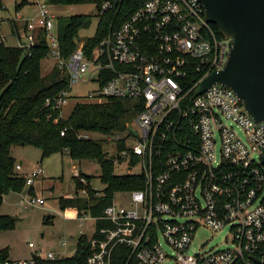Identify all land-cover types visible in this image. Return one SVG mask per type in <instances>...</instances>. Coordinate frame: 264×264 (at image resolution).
<instances>
[{"label": "built area", "instance_id": "1", "mask_svg": "<svg viewBox=\"0 0 264 264\" xmlns=\"http://www.w3.org/2000/svg\"><path fill=\"white\" fill-rule=\"evenodd\" d=\"M22 1L37 12L22 20L19 47H34L36 31L43 30L48 58L70 76L68 92L54 101L60 115L72 86L85 81L96 86L88 100L129 99L139 110L127 126L126 146H114L107 156L114 166L137 167L131 175L144 176L143 188L117 193L120 205L115 194L101 217H76L82 226L88 219L106 223L88 236L85 264H264V122L252 119L227 87L215 84L197 94L200 82L222 69L229 49V39L217 37L205 20L200 1L141 0L89 54L81 42L68 60L60 58L59 16L49 0ZM111 7L103 2L98 14ZM41 172L23 175L25 186ZM43 202L30 194L19 199L24 208ZM203 229H225L228 245L193 248ZM60 246L71 249L64 240ZM66 258L63 250L40 251L2 264H67Z\"/></svg>", "mask_w": 264, "mask_h": 264}, {"label": "trees", "instance_id": "2", "mask_svg": "<svg viewBox=\"0 0 264 264\" xmlns=\"http://www.w3.org/2000/svg\"><path fill=\"white\" fill-rule=\"evenodd\" d=\"M105 1L111 2V9L98 14ZM26 3L28 2L22 1L17 7ZM48 4L51 7L91 4L97 9L96 32L83 41L79 40L78 34L83 28L89 27L90 15L57 17L55 26L60 58L68 60L81 42H84L83 51L89 54L99 45L100 40L130 18L141 0H128L124 3H119V0H49ZM210 27L217 37H222L215 24H210ZM25 29L26 27L24 31ZM34 43V47L27 49L11 47L0 40V206L6 194L20 193L25 186V178L16 174V159L11 155L12 148L31 146L40 150L42 159L66 152L74 161L97 162L100 172L98 178L104 184V190L99 192L92 189V176L79 173L77 178L84 179L86 184H81L74 176L75 194L70 198L60 197L58 206L73 216L84 213L101 217L115 194L142 189L144 176L115 175L114 158L108 157L104 152L103 140H94L89 136H114L123 133L124 137L113 143L117 151L124 148V138L128 135L127 126L139 111L136 101L123 98L85 99L76 102L69 116L62 118L59 109L54 108V101L61 92H68L70 76L55 64L49 72L43 74L41 65L48 59L49 53L43 30L36 31ZM79 134L88 135V138H79ZM81 188L86 191L85 196H78ZM28 190L33 196V190ZM14 222L13 217L0 216V232L13 228ZM105 225V221H97L95 227L98 230ZM89 255V238L80 235L73 256L63 262L85 264ZM8 257V250L0 249V264Z\"/></svg>", "mask_w": 264, "mask_h": 264}, {"label": "rangeland", "instance_id": "3", "mask_svg": "<svg viewBox=\"0 0 264 264\" xmlns=\"http://www.w3.org/2000/svg\"><path fill=\"white\" fill-rule=\"evenodd\" d=\"M1 1L4 5L0 9V22L2 21L0 31L1 33L8 34L10 27L6 18L15 17V4L17 2L21 3L22 0ZM51 10L56 16L90 15L91 22L89 27L83 28L79 32V40L83 41L87 37L95 34L98 20L97 9L94 5L83 4L52 7ZM19 11L23 16L34 12L33 9L31 10V8L24 6ZM5 42L11 47L16 45L15 41L9 37ZM54 64V59L48 58L44 60L41 65L42 73L49 72ZM95 89V83L89 81H85L84 83L79 82L72 86L67 100L61 106L62 118H67L74 104L87 99V95ZM131 124H133V120ZM123 135V133H119L114 136L101 137L97 134H90L89 137L94 140H103L104 152L109 156H113L116 152L113 142H115V138H121ZM11 155L16 159V174L20 172L29 175L38 166L41 168L42 176L34 183L33 189L37 195L36 197L42 198L44 202L35 208L21 207L19 205V199L20 196L29 194L27 186H23L20 193L11 192L3 197L0 206V216L8 215L13 217L15 224L13 228L0 232V249H7L19 261L28 259L30 250L41 251L42 253L55 252L58 246H60V241L64 240L68 247H71V249H62L64 255L68 257L72 256L78 237L85 235L88 238L94 230L95 221L88 219L84 221L83 226L80 225L76 217L88 218L90 215L82 213L81 216H73L68 211L60 209L58 199L60 197H71L75 194L76 189L73 178L75 176L79 180L80 177L77 178L79 173L85 176H92L90 180L91 188L99 192L103 191L104 184L98 178L100 172L97 162L92 160L74 161L71 157H68L66 152L55 153L42 159L40 157V150L31 146L14 147L12 148ZM21 161H23V164L21 167H18ZM113 172L117 176L133 174L137 172V167L133 169L126 163H119V165L114 166ZM18 175L21 176L22 174ZM80 191L82 194V188L79 190L78 196H81ZM114 199L116 204H122L120 202L122 200L121 194H116ZM227 236L228 234H226L225 229L216 233L203 229L197 233L193 248H198L203 243L208 247L217 249L225 248L228 245ZM29 244H32L33 247H29Z\"/></svg>", "mask_w": 264, "mask_h": 264}, {"label": "water", "instance_id": "4", "mask_svg": "<svg viewBox=\"0 0 264 264\" xmlns=\"http://www.w3.org/2000/svg\"><path fill=\"white\" fill-rule=\"evenodd\" d=\"M199 1L205 20L229 39V49L222 69L205 77L197 94L215 84L227 87L252 119L264 122V0Z\"/></svg>", "mask_w": 264, "mask_h": 264}, {"label": "crops", "instance_id": "5", "mask_svg": "<svg viewBox=\"0 0 264 264\" xmlns=\"http://www.w3.org/2000/svg\"><path fill=\"white\" fill-rule=\"evenodd\" d=\"M20 3H16L15 4V17L13 18V17H11V18H6V20H7V22H8V24H9V27H10V30H9V33L8 34H4L3 32L1 33V31H0V40H1V42H3L4 44H6V39H8V37L10 38V39H12V40H14L15 41V43H16V45H14V47H18L19 46V44L20 43H23L24 42V33H25V31H24V27H23V19H25V18H27V17H30V16H34V14L37 12V10L35 9V6H32V5H30V4H28V3H26L25 5H23L24 7H28V8H31V10L33 9L34 10V12L33 13H30V14H28V15H21V13H20V9H21V7H23V6H21V7H17V5H19ZM3 2L0 0V9L1 8H3ZM1 20V19H0ZM2 22V21H1ZM1 22H0V24H1ZM1 28V27H0ZM7 45V44H6ZM67 154V153H66ZM23 164V161H21L20 163H19V166L18 167H21V165ZM39 167V166H38ZM38 169V168H37ZM18 172V171H17ZM18 174H22V175H28V174H25V173H20V172H18ZM42 176V174L39 176V177H41ZM38 177V178H39ZM38 179H36L35 180V182L37 181ZM34 182V183H35ZM34 185V184H33ZM33 185L31 186V187H29V188H31L32 190H33V193H34V195L33 196H37L36 195V193H35V190L33 189ZM28 188V189H29ZM29 193V192H28ZM66 198V197H65ZM67 198H70V197H67ZM73 217V216H72ZM35 252H40V251H32V250H30V252H29V257L28 258H30ZM56 252H62V249H61V246H58V249L55 251V253ZM8 259H10V260H16L15 259V257L12 255V253H9L8 252Z\"/></svg>", "mask_w": 264, "mask_h": 264}]
</instances>
